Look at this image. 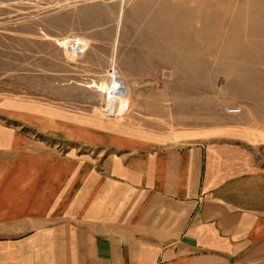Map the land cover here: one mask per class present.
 <instances>
[{
	"label": "crops",
	"instance_id": "1",
	"mask_svg": "<svg viewBox=\"0 0 264 264\" xmlns=\"http://www.w3.org/2000/svg\"><path fill=\"white\" fill-rule=\"evenodd\" d=\"M0 134V264H264V111L64 152Z\"/></svg>",
	"mask_w": 264,
	"mask_h": 264
},
{
	"label": "rangeland",
	"instance_id": "2",
	"mask_svg": "<svg viewBox=\"0 0 264 264\" xmlns=\"http://www.w3.org/2000/svg\"><path fill=\"white\" fill-rule=\"evenodd\" d=\"M232 107L264 111V0H0L6 137L64 152Z\"/></svg>",
	"mask_w": 264,
	"mask_h": 264
},
{
	"label": "built area",
	"instance_id": "3",
	"mask_svg": "<svg viewBox=\"0 0 264 264\" xmlns=\"http://www.w3.org/2000/svg\"><path fill=\"white\" fill-rule=\"evenodd\" d=\"M115 89V88H114ZM229 113H239L240 112V108L237 107H232L228 109Z\"/></svg>",
	"mask_w": 264,
	"mask_h": 264
},
{
	"label": "bare ground",
	"instance_id": "4",
	"mask_svg": "<svg viewBox=\"0 0 264 264\" xmlns=\"http://www.w3.org/2000/svg\"><path fill=\"white\" fill-rule=\"evenodd\" d=\"M113 75V74H112Z\"/></svg>",
	"mask_w": 264,
	"mask_h": 264
}]
</instances>
